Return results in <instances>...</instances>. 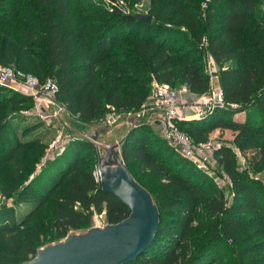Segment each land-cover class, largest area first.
Wrapping results in <instances>:
<instances>
[{
  "label": "trees",
  "instance_id": "trees-1",
  "mask_svg": "<svg viewBox=\"0 0 264 264\" xmlns=\"http://www.w3.org/2000/svg\"><path fill=\"white\" fill-rule=\"evenodd\" d=\"M119 2L100 0L96 6L92 0H0V64L14 65L40 81L54 80L58 98L92 124L112 109H142L154 82L186 86L197 96L206 93L207 41L220 67L225 99L237 111L217 110L207 118L178 121V126L195 136L218 127L231 129L237 132L236 147L246 152L258 146L264 162V0H212L207 6L204 0H151V23ZM73 6L80 13H73ZM10 90L0 85V166L9 162L13 167L0 189L29 209L22 218L16 205L0 207V264H25L42 248V233L33 221L48 203L55 211L56 232L49 242L87 227L95 214H105L107 224H115L131 209L103 190L94 160L83 156L94 147L86 140L74 139L31 178L45 147L39 138L10 137L14 124L8 116L31 99ZM236 112H246V120H235ZM164 141L149 124L138 122L121 143L127 167L160 213L154 241L126 264H218L221 246L230 258L226 264H264V180L239 170L233 147H220L216 159L237 189L227 203L223 191H212L207 176H202L206 183L193 181L197 170L186 158L176 162L177 169L169 166L171 152ZM134 164L164 183L152 192L136 177ZM260 167L257 162L256 171Z\"/></svg>",
  "mask_w": 264,
  "mask_h": 264
},
{
  "label": "rangeland",
  "instance_id": "rangeland-1",
  "mask_svg": "<svg viewBox=\"0 0 264 264\" xmlns=\"http://www.w3.org/2000/svg\"><path fill=\"white\" fill-rule=\"evenodd\" d=\"M88 1V0H83ZM96 6H99L100 0H92ZM134 0L124 1L120 0L119 3L124 4L125 6H129L130 9L134 13H145L149 14L152 2L151 0H140L139 3H133ZM105 2V1H104ZM11 4L14 2L11 1ZM85 3V2H84ZM86 4V3H85ZM103 4V3H102ZM102 6L106 8L109 7V4L104 3ZM82 9L79 6H73L72 12L73 13H80ZM17 34V31L14 33V36ZM207 40V39H206ZM207 41L203 44V54H204V66L206 71V66L211 62L209 59L212 57L209 54V51L206 48ZM208 63V64H207ZM211 64V63H210ZM215 67L212 69L211 75L218 74L220 71V67L214 63ZM2 65V64H0ZM230 65V63H228ZM14 66V65H13ZM15 67V66H14ZM30 71V70H28ZM32 72V71H30ZM28 73V72H26ZM34 75L32 73H28ZM208 75V74H207ZM220 79L217 78L214 83L219 84ZM6 89H11V92H20L24 95H27V92L23 91L22 88L16 87L12 84L1 85ZM31 97V96H29ZM145 104H148V109L144 111L142 109L138 111L130 110V111H123L119 112L120 118L119 121L114 125H108L105 122H101L100 119L95 121L92 124L83 122L80 120L79 115L73 113L70 109L63 110L60 114L55 115V112L52 111L53 117L49 119L42 120L38 116L35 115L34 111L38 107L37 101L31 97L30 102L28 104H22L18 108V110L11 111L10 115L8 116L11 118L13 126V131L10 134V137L13 138L15 134L22 140H31L33 138H39L41 141V145H44V155L43 159L37 164L35 173L32 175L39 174L42 169L49 166V164L54 161L59 155H61L67 146L74 140V139H81L88 141L89 144L93 145L94 147L89 146L83 152V156L85 159H92L95 162V173L99 179V170H98V160L99 156H105L106 149L111 146L119 145V150L122 153L121 143L126 137L128 131L134 125L133 120L136 122H145L149 124L152 129L157 133L159 137L164 139L161 134V123L158 122L159 120V112L155 110L154 106V99H153V92L148 97ZM144 104V105H145ZM233 108V110H236ZM142 112H139L141 111ZM237 111V110H236ZM139 112V114H138ZM23 116V117H20ZM140 117H139V116ZM246 112H236L233 118L237 121H245L247 118ZM229 116H226L224 119H228ZM137 124V123H135ZM30 126V127H29ZM186 132L193 140L195 144L203 142L208 147V155L209 160L207 161V166L200 169L198 164H200V160H189L191 165L197 170L194 173L193 181L197 184H201V182H205V179L202 176H207L211 182H213L212 191L217 193L219 191H223L225 194V199L227 203H231L235 194L237 193V189L233 186L230 178L225 173L224 169L219 166V163L216 159L215 152L222 146H229L234 148V154L237 162V166L240 171L245 172L248 174L250 178L255 180H264V162L261 161V148L258 146L252 147V149L245 151H241L238 147H236L234 143L235 136L237 132H234L231 129L218 127L215 130H212L209 133L199 134L198 136L189 134ZM94 136L96 138L94 139ZM148 138L150 139L149 135ZM154 139H150L153 141ZM165 140V139H164ZM167 150L171 152L170 156H168V165H172L177 169L175 165L176 162L180 161L184 158L178 150L168 143V141H164ZM114 159V157H112ZM188 160V159H187ZM259 162L261 167L259 171H256L255 164ZM181 164V162H180ZM180 166H178L179 168ZM12 164L6 162L0 166V185L8 182L12 177ZM136 177L142 178L143 181L153 190V187L160 186L164 182L157 181V178L154 174L150 172H146L138 167L137 164L132 166ZM30 178V179H31ZM100 180V179H99ZM154 192V190L152 191ZM12 206L15 204V195H4L0 189V207L2 206ZM29 209L27 205H16V214L19 217L24 216L25 210ZM54 220H55V211L52 206V203H48L36 216L33 221V224L38 228L37 230L42 233L40 238V243L43 244L42 248L49 245L54 244L59 241L49 242V240L54 239L56 236L55 228H54ZM107 225V220L105 214H95L91 218V222L87 227H84L80 230L72 231L69 236L65 239L60 240L57 244H63L68 241V239H72L75 237H83L89 234H98V232L104 229ZM220 257L218 260V264H226L230 260L229 255L226 253V248L221 246L219 248Z\"/></svg>",
  "mask_w": 264,
  "mask_h": 264
},
{
  "label": "water",
  "instance_id": "water-1",
  "mask_svg": "<svg viewBox=\"0 0 264 264\" xmlns=\"http://www.w3.org/2000/svg\"><path fill=\"white\" fill-rule=\"evenodd\" d=\"M134 16L147 23L153 19L145 13ZM119 145L108 147L105 156H99V179L103 190L130 207V215L118 223L107 224L98 234L40 248L37 256L25 264H126L151 245L158 233L160 213L151 193L131 174Z\"/></svg>",
  "mask_w": 264,
  "mask_h": 264
},
{
  "label": "built area",
  "instance_id": "built-area-1",
  "mask_svg": "<svg viewBox=\"0 0 264 264\" xmlns=\"http://www.w3.org/2000/svg\"><path fill=\"white\" fill-rule=\"evenodd\" d=\"M211 1L204 0L203 6H207ZM209 62L211 64L207 63L206 73L210 79V88L202 95L192 94L186 86L172 87L158 82H154L152 88L153 107L159 112L158 122L161 123L162 137L174 146L184 158L199 159L201 163L198 164V167L200 169L207 166L208 147L203 142L195 144L192 138L178 126V121L203 119L217 110L237 107L236 104L226 101L221 85L216 86L214 83L219 76L218 74L211 75L215 61L211 57ZM8 83L22 88L37 101L38 107L33 111L42 120H50L53 117L52 111L58 115L63 110H69L68 106L58 98L59 86L54 80L40 81L36 75L28 74L22 69L0 65V85L6 86ZM148 106L145 104L142 110L148 109ZM119 114L116 109H112L101 117L100 121L114 125L119 121Z\"/></svg>",
  "mask_w": 264,
  "mask_h": 264
},
{
  "label": "crops",
  "instance_id": "crops-1",
  "mask_svg": "<svg viewBox=\"0 0 264 264\" xmlns=\"http://www.w3.org/2000/svg\"><path fill=\"white\" fill-rule=\"evenodd\" d=\"M219 78V77H218ZM219 83H220V81H219ZM216 86H219V84H216Z\"/></svg>",
  "mask_w": 264,
  "mask_h": 264
}]
</instances>
